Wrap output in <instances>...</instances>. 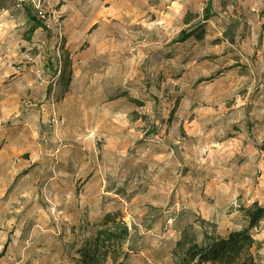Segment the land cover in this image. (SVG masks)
<instances>
[{"label":"rangeland","instance_id":"1","mask_svg":"<svg viewBox=\"0 0 264 264\" xmlns=\"http://www.w3.org/2000/svg\"><path fill=\"white\" fill-rule=\"evenodd\" d=\"M255 202L264 0H0V264H77L109 215L175 264Z\"/></svg>","mask_w":264,"mask_h":264},{"label":"trees","instance_id":"2","mask_svg":"<svg viewBox=\"0 0 264 264\" xmlns=\"http://www.w3.org/2000/svg\"><path fill=\"white\" fill-rule=\"evenodd\" d=\"M26 17L34 27H43L42 23L28 11ZM200 31L190 33L201 39ZM245 219V227L216 235L205 233L203 240L188 241L187 248L179 254L174 253L175 264H262L256 252V241L253 231L264 223V205L255 202L249 207H241ZM106 225L111 229L101 231L94 240L88 241L84 247L77 250V264H127V257L122 258L123 242L129 237L128 226L116 222L112 216H107ZM180 245V243L178 244Z\"/></svg>","mask_w":264,"mask_h":264}]
</instances>
